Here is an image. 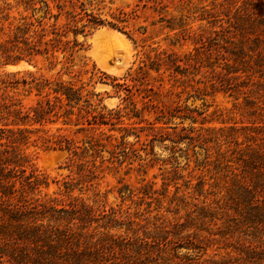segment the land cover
<instances>
[{
    "label": "rangeland",
    "instance_id": "1",
    "mask_svg": "<svg viewBox=\"0 0 264 264\" xmlns=\"http://www.w3.org/2000/svg\"><path fill=\"white\" fill-rule=\"evenodd\" d=\"M135 1L104 0L101 10L94 12L110 21L112 11L116 8L128 10L127 7ZM167 17L184 19L189 32L186 40L180 37L177 43L178 29L170 30L166 22L151 25L158 17L150 11L140 14L137 25H148L145 45L168 49L180 55L194 53V48L200 47V70L187 66L186 73L175 74L174 78L165 74L163 89L157 96V100L165 104L163 106H179L181 113L175 112L176 117H168L161 123L155 121L156 128L150 129L149 123L154 121L157 114L153 109L145 108L141 94L132 89L130 104L138 112V117L133 116L132 112L127 114L125 109L119 121L83 133H79V127L74 125L47 124L43 128L47 135L68 136L82 146V139L93 134L105 145V149L99 148L101 152L100 157L95 159V168L89 163L96 176L91 183L76 174H73L74 182L69 180L72 176L70 166L76 173L75 166L80 161L76 157L70 160L72 154L65 148L60 150L55 145L53 149V145L48 147L38 140L28 144L25 153L30 164L47 177L48 187L43 188V193L65 198L67 194L63 182L68 181L73 185L70 193L91 205L97 218L101 217L103 211H115V218L122 224L94 231V226L101 223L93 222L89 232L94 231L96 238L100 232L123 236L127 232L126 226H130V232L138 231L141 235L143 227L152 232L156 227L170 231L174 225L184 224L186 229L182 236L194 237L205 248L201 260L223 264H264V224L253 223L249 216V212L253 211L250 210L249 199L245 200L238 192L239 184L247 174L243 173L238 157L247 145L257 144L248 140L249 137L245 138L246 133H253L242 129L264 126V78L259 77L264 70L260 69V72L250 76L251 67L259 70L254 62L257 53L261 54L264 62V0H175L168 8ZM102 29L117 32L125 39L109 36V33L95 38L97 31ZM216 32L221 35L216 36ZM196 35H202L204 41L210 40L211 47L202 48L200 43L196 44ZM134 38L135 42L109 26L97 27L86 37L79 36L86 47L82 54L87 59L88 68L94 65L96 69V76L88 89L98 95L95 101L98 99L99 108L104 106L106 110H117L126 105L121 98L125 91L117 94L114 84L118 82L126 83L128 88L131 86L124 77L130 69L137 67L146 48L141 46L139 38L135 35ZM240 41L244 42L245 56L236 66L245 73L239 72L237 75L239 91H220L217 77L225 75V64L233 65L234 69L233 59L241 46ZM19 63H0V76L35 70L28 63L30 68L6 69ZM155 76L152 74V77ZM83 78L87 82L89 75ZM214 82H217L216 88L211 86ZM150 94L153 95L152 92ZM32 98L26 97L24 104H28ZM182 113L188 117L179 118ZM83 126L89 128L88 125ZM172 127L193 130L194 137L201 134L208 142L204 144L200 139L191 145L184 140L177 141ZM58 128H61L59 132ZM126 129L138 133L139 137L134 133L127 134ZM47 135L39 132L33 139ZM245 177L246 184L251 186L254 176ZM251 203L254 206L259 204L256 199ZM202 208L205 210L202 211ZM126 216L130 218L129 225ZM184 252L182 250L180 253ZM167 257L171 264H183L171 259L168 254Z\"/></svg>",
    "mask_w": 264,
    "mask_h": 264
},
{
    "label": "trees",
    "instance_id": "2",
    "mask_svg": "<svg viewBox=\"0 0 264 264\" xmlns=\"http://www.w3.org/2000/svg\"><path fill=\"white\" fill-rule=\"evenodd\" d=\"M101 2L104 0H0V63L13 65L24 61L35 67L34 71L0 76V264H171L167 254L183 264H223L201 260L205 248L194 237L182 236L186 229L184 224H176L170 231L156 227L152 232L143 227L141 235L138 231L130 232V226H126L127 232L123 236L100 232L96 238L94 231L97 229L107 230L122 224L115 218V211H103L97 218L91 205L70 193L73 185L68 181L63 182L67 194L65 198L43 193V188L48 187L47 177L30 164L25 153L28 144L41 140L48 147L53 145V149L55 145L60 150L65 148L72 154V161L74 157L79 158L76 173L70 166L71 182H74L73 174L87 179L88 183L94 181L95 171L91 170L89 163L95 168V159L100 157L99 148L105 149V145L93 134L82 139V146L68 136L47 135L48 132L43 130L47 124L74 125L79 127V133H83L119 121L125 109L127 114L132 112L138 117V112L130 104L131 91L135 89L141 94L143 106L157 114L149 123L150 129H154L156 122L161 123L163 119L176 117L173 113L182 112L179 106L166 107L157 100L163 89L165 74L174 78L175 74L186 73L189 67L201 68L202 61L198 59L200 47H195L194 53L180 55L168 49L145 45L148 25H137L140 14L150 11L158 17L151 25L166 22L170 30L178 29L177 43L180 37L186 40L189 32L184 19L167 17L168 8L175 0H136L127 7L128 10L116 8L112 11L110 21L94 12L101 10ZM100 26L123 32L133 42L136 41L135 35L141 46L146 47L137 67L130 69L124 77L131 86L128 88L126 83L118 82L114 84L117 94L125 91L121 97L126 103L123 109L99 108L98 99L95 101L98 95L88 89L96 76V69L94 65L88 68L87 59L82 54L86 47L79 36L86 37ZM215 35L221 33L216 32ZM194 42L200 43L202 48L211 47V41H204L202 35H196ZM239 43L241 46L233 59L234 69L233 65L225 64V75L217 77L220 91H239L237 75L245 73L236 66L245 56L244 42ZM260 55L257 53L254 60L259 70L251 67L250 76L260 72V69L264 70ZM223 59L227 60L226 57ZM87 74L89 80L84 82L83 77ZM152 74L156 76L152 77ZM259 77L264 78V74ZM216 83L211 86L216 88ZM22 96L33 98L24 104ZM178 117L185 119L188 116L182 113ZM172 129L177 141L184 140L191 145L200 139L204 144L208 142L201 134L194 137V131L185 127ZM60 130L58 128L57 132ZM242 130L253 133H246L245 138L249 137L248 140L257 144L247 145L238 161L242 164L243 173H247L245 176L253 175L255 180L249 186L244 176L238 192L245 200L249 199L250 210H253L249 216L253 223L264 224V126ZM125 131L127 134L134 133L129 129ZM39 132L47 136L33 139ZM134 135L139 137L138 133ZM254 199L259 202L256 206L251 203ZM126 219L129 225L130 218L126 216ZM95 221L101 224L89 232ZM182 250L185 252L180 253Z\"/></svg>",
    "mask_w": 264,
    "mask_h": 264
},
{
    "label": "bare ground",
    "instance_id": "3",
    "mask_svg": "<svg viewBox=\"0 0 264 264\" xmlns=\"http://www.w3.org/2000/svg\"><path fill=\"white\" fill-rule=\"evenodd\" d=\"M109 33V36H113L116 38H121V39H125L123 38L122 35L118 34L117 32L114 31H107L106 29H102L97 31V33L94 35L95 38H97L98 36H103L104 34ZM118 40V39H117ZM116 41V40H115ZM122 42V41H121ZM126 42V41H125ZM99 62V61H98ZM104 64V63H103ZM106 64V63H105ZM26 68H30L26 63H19V65L17 66H7L6 69L9 71H14V70H18V69H26ZM110 69V68H108Z\"/></svg>",
    "mask_w": 264,
    "mask_h": 264
}]
</instances>
